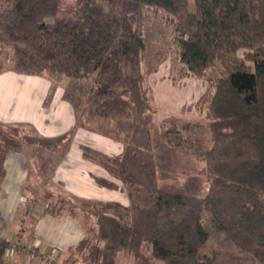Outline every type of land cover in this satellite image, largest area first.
<instances>
[{
    "label": "trees",
    "instance_id": "1",
    "mask_svg": "<svg viewBox=\"0 0 264 264\" xmlns=\"http://www.w3.org/2000/svg\"><path fill=\"white\" fill-rule=\"evenodd\" d=\"M61 4L0 0V47L9 50L15 72L93 80L86 115L102 123L105 134L121 137L124 150L109 155L84 147V155L98 157L131 200L125 206L63 195L50 202L46 213L52 216L78 217V204H85L80 210L96 218L95 239L83 237L69 249L88 264H116L122 249L137 264H213L202 252L209 237L202 222L207 211L219 231L264 262V0H80L76 15L58 17ZM145 5L174 16V39L190 73L203 76L217 60L229 67L212 85L208 104L209 186L203 197L158 181L154 108L142 70ZM240 50L244 59L237 57ZM20 127L0 122V180L6 154L19 150L16 141L57 151L70 136L21 135ZM165 138L179 145L183 135L172 126ZM94 178L99 186L119 188L104 176Z\"/></svg>",
    "mask_w": 264,
    "mask_h": 264
},
{
    "label": "rangeland",
    "instance_id": "2",
    "mask_svg": "<svg viewBox=\"0 0 264 264\" xmlns=\"http://www.w3.org/2000/svg\"><path fill=\"white\" fill-rule=\"evenodd\" d=\"M80 6V0H62L57 16L76 15ZM174 20V16L163 8L150 5L142 7L141 23L146 40V49L142 53V70L157 111L153 115V128L157 133V138L153 135V151L155 152L157 140L161 184L181 185L195 190L203 197L209 186L208 168L204 159L205 151L211 145L208 104L213 93L212 85L219 77L228 73L229 67L217 60L203 76L190 73L180 58L179 46L174 39ZM237 57L244 59L245 51L240 50ZM12 65L9 50L0 47V73L15 72ZM17 76L33 80V88L42 95L43 108H47L50 113L56 112L55 107H63V110L65 107L70 108L74 124L69 129V138L57 151L38 144H26L22 140L16 141L19 150L15 152L23 153L27 159V175L19 182L21 197L16 207L14 223H10L12 227L0 224V264H88L77 250L42 247L36 242L35 228L46 214L50 202L57 203L64 196L79 197L73 195L66 184L56 177V170L61 162L72 157L71 146L79 144L86 160L102 166L98 157L86 158L84 155V147L95 148L90 143L91 134L98 135L100 139H110L118 147H124L123 140L121 137L105 134L101 131L104 128L102 123L87 117L86 99L93 86L92 79L75 80L64 75L48 77L18 72ZM44 82L48 83L46 89L40 85ZM32 93H35L34 89ZM54 98L56 101L53 102ZM166 119L169 127L176 126L181 131L183 139L179 145H171L166 141L167 128L162 123ZM40 124L45 122L40 121ZM37 127L35 122L25 123L19 128L20 134H40L41 130ZM99 147H102L100 142ZM114 150L119 151L116 148ZM3 181L4 179L0 180V190ZM123 186L122 192L128 194L124 184ZM96 194L99 199L106 197L105 194ZM130 204L131 200L127 206ZM78 205L80 208H87L85 204ZM67 207H70L69 203ZM80 208H76L79 215L74 219L80 224L82 237L95 239L96 218ZM66 216L73 217L69 214ZM202 222L209 232L202 252L213 260V264H264L252 253L238 248L219 231L209 212H203ZM116 261V264H137L134 254L125 249L118 252Z\"/></svg>",
    "mask_w": 264,
    "mask_h": 264
},
{
    "label": "crops",
    "instance_id": "3",
    "mask_svg": "<svg viewBox=\"0 0 264 264\" xmlns=\"http://www.w3.org/2000/svg\"><path fill=\"white\" fill-rule=\"evenodd\" d=\"M16 74L17 72L0 73L1 123L24 125L25 123L35 122L41 130L40 134L44 136H56L70 131L69 129L74 124V116L71 109L65 107V110H63V107L59 109L55 107L56 112L50 113L47 108H43L41 102L42 95L36 93L35 88L32 86L33 80L19 76L16 77ZM40 85L46 89L48 83L44 82ZM33 89L35 93H32ZM33 94L34 96H32ZM149 97L151 105L154 108L151 114L153 143V135L157 138V133L153 128V115L157 111L150 93ZM54 101H56L55 98L53 99ZM167 120L162 121L165 129L169 127ZM40 121H44L45 124H40ZM91 141V146L109 155H118L124 150L123 145L118 147L110 139H100L96 134H91ZM99 142L101 143V148L99 147ZM114 148L119 151H115ZM70 153L72 157H68L61 162L60 167L56 170V177L66 184L67 189L73 195L92 200L117 201L125 206L129 204L130 198L127 192H122L123 183L111 175L103 166L86 160L81 154L79 144H73ZM154 155L159 181L157 140ZM5 168L6 174L0 190V224H8L9 227H12L10 223H14L16 207L19 197H21L18 188L19 182H22L27 175V159L25 155L20 152L9 151L5 157ZM94 175L104 176L116 182L119 188L111 189L99 186L95 181ZM96 193L105 194L106 197L99 199L96 197ZM74 218L66 215L55 217L46 213L36 225V242H39L44 248L47 247L54 250L69 249L71 246L76 245L83 238V232L81 231L80 224Z\"/></svg>",
    "mask_w": 264,
    "mask_h": 264
}]
</instances>
